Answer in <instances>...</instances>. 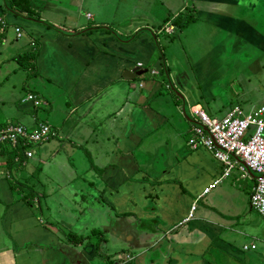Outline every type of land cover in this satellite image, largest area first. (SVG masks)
<instances>
[{
  "label": "crops",
  "instance_id": "1",
  "mask_svg": "<svg viewBox=\"0 0 264 264\" xmlns=\"http://www.w3.org/2000/svg\"><path fill=\"white\" fill-rule=\"evenodd\" d=\"M258 2L28 0L25 12L0 0V125H48L53 136L20 164H31L30 176L61 177L31 189L18 170L12 181L13 157L0 152V264H212L209 255L219 254L217 264H264V228L249 206L254 176L220 178L207 152L187 146L199 106L183 84L190 78L164 50L165 40L185 32L191 52V26L209 42L221 32L242 39L254 30ZM110 23H120L118 32L106 30ZM166 24L172 33L160 32ZM32 51L29 70L16 59ZM210 55L189 59L190 74L192 66L202 79L220 65L219 52ZM85 175L89 181L78 178ZM49 203L55 210L46 229Z\"/></svg>",
  "mask_w": 264,
  "mask_h": 264
},
{
  "label": "rangeland",
  "instance_id": "2",
  "mask_svg": "<svg viewBox=\"0 0 264 264\" xmlns=\"http://www.w3.org/2000/svg\"><path fill=\"white\" fill-rule=\"evenodd\" d=\"M258 1V0H252ZM134 9V8H132ZM112 13V12H111ZM135 15L137 14L136 11L133 10ZM114 16V13L111 14V18ZM247 16L245 20H248ZM79 23H86L84 18H80ZM253 27L254 30L246 29L244 30L243 38L236 39L230 33L221 32L219 39H212L210 42L208 41L209 38H206V32L201 35V31L196 29L195 26H191V52L188 51L186 48L185 42L182 40L183 35L185 32L181 34H177L171 39L165 40V43H169L170 46L167 48L165 47L164 50L167 52L171 57H175V60L178 61V68L181 71L186 73L187 77L190 79L184 80L183 84H186L185 89H191V101L192 103H197L199 109L207 114L209 117H214L216 119L222 118L227 112L234 108H239L240 112L245 115L247 112L255 109L260 104L263 103L264 99V0H260L257 3L256 12L253 14ZM120 23H112L109 24L110 29H106L109 32L113 31L118 32L116 25ZM135 27V25H132ZM258 37L260 39L258 40ZM166 39V36H164ZM163 39V43H164ZM204 44L202 47L199 45ZM209 44L218 45L214 46L212 49L209 48ZM209 49V50H208ZM156 50V49H155ZM213 50H217L219 52L218 58L220 59V65L212 64L211 72L204 73V78L197 79L196 75L193 71L191 66V74L188 71L187 65L189 64V59H191V65L200 57L203 58H212L213 55H210ZM155 59V58H153ZM154 60L150 62L153 63ZM215 70V71H213ZM191 75V76H190ZM166 80V79H165ZM254 128L250 126L247 131V135H251L253 133ZM34 148V147H33ZM37 146L35 147V149ZM197 151H201L206 153L203 149H197ZM206 155H208L206 153ZM209 157V156H208ZM1 159H5L4 157ZM88 160V159H87ZM85 159V163H87ZM89 163V160H88ZM11 167L12 181L15 180L14 178V171H17L18 179L24 178L25 186L29 188H33L34 190H42L44 188H48L50 186V182L55 184L61 183V177L52 175L50 172L46 173V175H36L33 176L29 175V170H31V164L20 166V168ZM94 167V165L92 166ZM97 167V166H95ZM94 167V168H95ZM159 167V166H158ZM4 168V169H3ZM39 169H42V164L38 165ZM99 169V167H97ZM97 168H95L97 170ZM1 169L5 172L6 167L1 166ZM9 172V171H8ZM7 172V173H8ZM10 173V172H9ZM8 173V174H9ZM37 173V172H35ZM22 177V178H21ZM68 177V176H67ZM65 177V178H67ZM75 178V177H74ZM78 178H85L84 180L89 181L88 177L85 175L83 177ZM22 183V182H21ZM64 193V191H61ZM42 202V200H40ZM41 207V206H39ZM55 210V205L49 203L45 207L42 208V214L44 220L48 218V221L45 220V224L43 227L48 229L49 223H51L53 219L52 213L50 210ZM47 217V218H46ZM42 218V217H41ZM50 218V219H49ZM260 226L264 228V222L261 218ZM65 234L66 231H63ZM106 236V235H105ZM66 237H69L71 241H73L72 234H66ZM107 237V236H106ZM100 238V237H99ZM86 240V239H85ZM99 240V239H96ZM77 242V241H73ZM84 242V240H83ZM91 242H93L91 240ZM106 242V241H105ZM106 244L104 247L106 248L107 252L112 253L111 250V243L107 239ZM98 245V244H97ZM97 245H95L97 247ZM260 242V247H261ZM74 248L73 246H70ZM259 247V248H260ZM100 248H103V245H100ZM104 250V251H105ZM117 252V250H115ZM216 254V253H215ZM222 256L223 254H219L213 260L212 255H209V260L214 261L211 262L212 264H217L219 262L222 263ZM114 257V254L110 255V259ZM264 262V261H263ZM257 263V261H256Z\"/></svg>",
  "mask_w": 264,
  "mask_h": 264
},
{
  "label": "built area",
  "instance_id": "3",
  "mask_svg": "<svg viewBox=\"0 0 264 264\" xmlns=\"http://www.w3.org/2000/svg\"><path fill=\"white\" fill-rule=\"evenodd\" d=\"M89 18V15H85ZM5 26L0 18V27ZM172 25H164L160 32L170 34ZM16 38L20 37V30L14 29ZM138 68L140 64L136 65ZM150 75H155L153 70ZM141 87L140 84L137 85ZM28 100L34 97L28 96ZM38 104V102H37ZM194 116V124L191 126L187 139V146L191 150L203 149L220 166V178L227 177L235 171L238 177L243 179L254 176V184L250 189L249 206L264 222V99L263 103L255 109L243 115L239 108L227 112L222 118H209L202 110L191 111ZM254 128L251 135H247L248 128ZM53 136V132L43 122H36L31 129L17 123L0 125V152H6L24 147L22 158L31 159L33 152L31 147L45 143ZM14 158V161H17ZM194 210L190 207L187 218H191ZM253 249V245L243 246L242 250ZM130 260L129 257H126Z\"/></svg>",
  "mask_w": 264,
  "mask_h": 264
},
{
  "label": "trees",
  "instance_id": "4",
  "mask_svg": "<svg viewBox=\"0 0 264 264\" xmlns=\"http://www.w3.org/2000/svg\"><path fill=\"white\" fill-rule=\"evenodd\" d=\"M10 8L13 10H18V11H29L28 7H27V2L28 0H8ZM180 19H178L177 22H175L176 24H178V22L180 23ZM189 22V19L185 18L183 24H187ZM36 51H32L31 53H27L21 57H18L16 60L19 61L20 63H24V66L26 68H29V70H33L34 69V65H33V61L35 59L36 56ZM22 149H24V147H19L16 149L11 150V152H9L10 155H12L13 159L9 158L8 160V166H12V165H16L17 167H20L21 164V158H22ZM14 158H17V161H14ZM20 160V161H19ZM6 178H9L8 175H6ZM75 240V239H73ZM78 241H81V239H79Z\"/></svg>",
  "mask_w": 264,
  "mask_h": 264
},
{
  "label": "water",
  "instance_id": "5",
  "mask_svg": "<svg viewBox=\"0 0 264 264\" xmlns=\"http://www.w3.org/2000/svg\"><path fill=\"white\" fill-rule=\"evenodd\" d=\"M129 74H130V72L124 71L123 74H122L123 79L128 80L129 79Z\"/></svg>",
  "mask_w": 264,
  "mask_h": 264
},
{
  "label": "clouds",
  "instance_id": "6",
  "mask_svg": "<svg viewBox=\"0 0 264 264\" xmlns=\"http://www.w3.org/2000/svg\"><path fill=\"white\" fill-rule=\"evenodd\" d=\"M251 250V249H250ZM244 251V250H243ZM247 251V250H246Z\"/></svg>",
  "mask_w": 264,
  "mask_h": 264
}]
</instances>
